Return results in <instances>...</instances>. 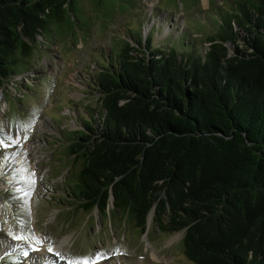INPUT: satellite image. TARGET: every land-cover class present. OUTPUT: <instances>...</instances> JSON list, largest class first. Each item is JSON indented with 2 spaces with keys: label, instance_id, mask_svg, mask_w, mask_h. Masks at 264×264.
I'll return each instance as SVG.
<instances>
[{
  "label": "trees",
  "instance_id": "trees-1",
  "mask_svg": "<svg viewBox=\"0 0 264 264\" xmlns=\"http://www.w3.org/2000/svg\"><path fill=\"white\" fill-rule=\"evenodd\" d=\"M224 6L204 53L152 47L151 26L145 43L124 39L98 65L102 111L59 142L81 165L71 206L140 236L152 216L159 233L183 232L188 264H264V0ZM73 12V0H0V91L30 77L38 37Z\"/></svg>",
  "mask_w": 264,
  "mask_h": 264
},
{
  "label": "rangeland",
  "instance_id": "rangeland-1",
  "mask_svg": "<svg viewBox=\"0 0 264 264\" xmlns=\"http://www.w3.org/2000/svg\"><path fill=\"white\" fill-rule=\"evenodd\" d=\"M226 1L73 0L74 12L51 23L54 36L38 37L30 77L16 75L0 91L1 264H188L183 232L161 234L151 217L150 235L140 236L121 219L71 206L68 183L81 165L64 158L59 137L100 108L98 65L114 62L124 39L145 43L151 26L152 47L204 53Z\"/></svg>",
  "mask_w": 264,
  "mask_h": 264
},
{
  "label": "water",
  "instance_id": "water-1",
  "mask_svg": "<svg viewBox=\"0 0 264 264\" xmlns=\"http://www.w3.org/2000/svg\"><path fill=\"white\" fill-rule=\"evenodd\" d=\"M112 198H113V196H112ZM151 217H152V216H150L149 219H148V224L150 223V219H151ZM146 233H147V231H146Z\"/></svg>",
  "mask_w": 264,
  "mask_h": 264
},
{
  "label": "bare ground",
  "instance_id": "bare-ground-1",
  "mask_svg": "<svg viewBox=\"0 0 264 264\" xmlns=\"http://www.w3.org/2000/svg\"><path fill=\"white\" fill-rule=\"evenodd\" d=\"M66 241V239L65 240H63L62 242L64 243ZM13 244V243H12ZM14 246H15V244H13Z\"/></svg>",
  "mask_w": 264,
  "mask_h": 264
},
{
  "label": "built area",
  "instance_id": "built-area-1",
  "mask_svg": "<svg viewBox=\"0 0 264 264\" xmlns=\"http://www.w3.org/2000/svg\"><path fill=\"white\" fill-rule=\"evenodd\" d=\"M148 26V25H147Z\"/></svg>",
  "mask_w": 264,
  "mask_h": 264
},
{
  "label": "crops",
  "instance_id": "crops-1",
  "mask_svg": "<svg viewBox=\"0 0 264 264\" xmlns=\"http://www.w3.org/2000/svg\"><path fill=\"white\" fill-rule=\"evenodd\" d=\"M141 12V11H140Z\"/></svg>",
  "mask_w": 264,
  "mask_h": 264
}]
</instances>
